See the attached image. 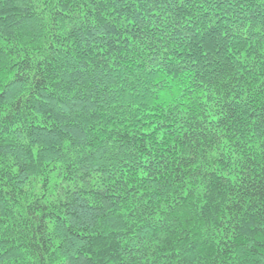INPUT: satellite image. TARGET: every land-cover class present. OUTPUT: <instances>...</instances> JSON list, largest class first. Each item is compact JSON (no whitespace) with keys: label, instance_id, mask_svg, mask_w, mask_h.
I'll list each match as a JSON object with an SVG mask.
<instances>
[{"label":"trees","instance_id":"obj_1","mask_svg":"<svg viewBox=\"0 0 264 264\" xmlns=\"http://www.w3.org/2000/svg\"><path fill=\"white\" fill-rule=\"evenodd\" d=\"M0 264H264V0H0Z\"/></svg>","mask_w":264,"mask_h":264},{"label":"snow or ice","instance_id":"obj_2","mask_svg":"<svg viewBox=\"0 0 264 264\" xmlns=\"http://www.w3.org/2000/svg\"><path fill=\"white\" fill-rule=\"evenodd\" d=\"M0 93H3V89H0ZM261 225L260 227L264 228V216L261 217Z\"/></svg>","mask_w":264,"mask_h":264}]
</instances>
